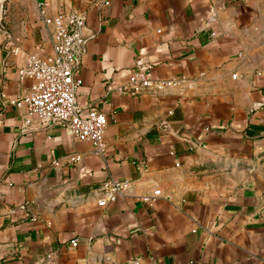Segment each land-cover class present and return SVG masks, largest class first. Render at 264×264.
I'll list each match as a JSON object with an SVG mask.
<instances>
[{
	"label": "crops",
	"instance_id": "0c3cea01",
	"mask_svg": "<svg viewBox=\"0 0 264 264\" xmlns=\"http://www.w3.org/2000/svg\"><path fill=\"white\" fill-rule=\"evenodd\" d=\"M37 1L0 0V264H264V0ZM71 11L103 157L11 103ZM138 63L177 85L119 93ZM108 180L128 191L99 204Z\"/></svg>",
	"mask_w": 264,
	"mask_h": 264
},
{
	"label": "built area",
	"instance_id": "2783aa9c",
	"mask_svg": "<svg viewBox=\"0 0 264 264\" xmlns=\"http://www.w3.org/2000/svg\"><path fill=\"white\" fill-rule=\"evenodd\" d=\"M37 4L43 14L47 3L39 0ZM103 4L107 6L109 1L106 0ZM85 19L84 13L78 11L62 12L53 18H43V22L52 28L51 55L40 57L26 54L25 63L19 69V77L32 82L29 94L24 99L11 103L17 107L24 105L26 114L36 118L42 128L55 124L67 127L74 141L89 143L92 153L103 157L108 120L93 107L81 106L76 101L82 86L79 66L85 52L86 40L82 33ZM11 52L16 53L17 49H12ZM151 68L149 64L138 63L126 83L117 89L118 92L135 97L149 90L161 91L177 85L178 81L175 80L153 79ZM127 191L126 182L108 180L102 186L105 199L99 200V204L113 203ZM158 195L159 191H154L153 196ZM76 243V240L70 242L72 246Z\"/></svg>",
	"mask_w": 264,
	"mask_h": 264
}]
</instances>
